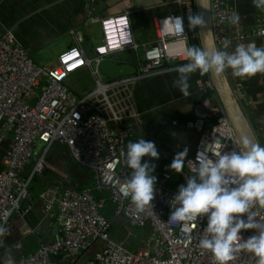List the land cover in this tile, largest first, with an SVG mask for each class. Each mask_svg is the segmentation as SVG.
<instances>
[{"label": "built area", "instance_id": "1", "mask_svg": "<svg viewBox=\"0 0 264 264\" xmlns=\"http://www.w3.org/2000/svg\"><path fill=\"white\" fill-rule=\"evenodd\" d=\"M172 3L178 11L154 17L155 41L140 46L133 38L129 11L100 16L93 13L94 0H86L89 23L98 24L100 29L99 42L91 49L92 57L86 56L81 47L83 36L79 34L75 43L58 55L54 67L34 63L13 31L0 29V125L12 132L0 171V226L8 232L12 216L20 214L22 203L31 200L29 184L36 175L43 173L47 148L54 143L67 147L74 164L94 172L93 191L106 192L113 206L109 219L101 213L106 202L104 197L96 198L89 191L73 188L45 189L39 194L43 212L59 223L61 235L49 244H40L17 264H53L51 256L63 253L73 261L97 242L101 247L84 264H216L212 254L199 247V240L205 234L206 218L195 225L171 219L174 207L171 201L177 190L165 186L169 174H163L159 184L154 186L153 208L145 212H137L124 192V181L131 169L124 165L121 152L126 151L133 138L132 129L124 122L139 121L134 87L152 76L165 62L187 63L185 51L198 39L197 29H188L187 20L188 15L196 14L195 1L175 0ZM209 9L216 49L231 53L237 45L251 42L264 47V12L256 9L253 23L245 28L241 20L236 25L229 22L233 14L238 13L236 0H209ZM175 17L183 18L185 32L182 35L175 31L171 20ZM225 42H228L226 49ZM138 49H141L143 62L137 57L133 75L110 80L99 72V64L105 59L127 50L137 53ZM81 68L89 69L95 90L79 98L67 88L65 81ZM224 76L240 108L242 105L251 108L252 100L244 91L243 80L234 77L230 69ZM259 76L263 83L259 101L264 107V75ZM196 87L200 101L184 125L199 133L195 149L185 161L187 173L192 175L195 169L187 167V161L195 162L197 152L206 146L222 152L241 150L209 73L198 71ZM37 88H41L39 94ZM38 143L44 147L29 176L24 177L23 171ZM208 155L211 157V152ZM179 175L186 183L188 175L184 172ZM120 217L134 227L151 228L152 235L142 247L130 250L110 237L111 223ZM257 218L264 221V208L257 209ZM252 234V230L241 232L242 239ZM3 238L0 237V241ZM256 259L251 253L240 251L230 264H256Z\"/></svg>", "mask_w": 264, "mask_h": 264}, {"label": "crops", "instance_id": "2", "mask_svg": "<svg viewBox=\"0 0 264 264\" xmlns=\"http://www.w3.org/2000/svg\"><path fill=\"white\" fill-rule=\"evenodd\" d=\"M106 1L114 4L120 0ZM168 1L170 0H167V2L161 0V3L155 6L129 13V19L132 15L147 13L146 23L150 26L151 32L149 31L145 36H141V42L136 39L132 28L133 38L138 45H150L155 41L152 19L156 16L152 15V11L162 9L164 6H173V1ZM139 2L143 5L147 0ZM236 7L243 27L248 28L256 16V8L253 6L252 0H236ZM174 11H178V9ZM0 29L13 31L17 41L24 47L32 61L40 66H42L40 63H43V61H39L38 52L49 44L59 41L62 37L67 40L66 49L75 43L76 35L81 34L83 36L81 47L87 43L90 48V55L84 50L88 58L92 57V46L96 45L100 39L98 24L89 23L86 13V0H0ZM180 65L165 62L152 76L136 84L133 97L136 110L139 113V121L129 119L124 122L133 131L132 142L143 138L154 142L156 145L160 157L158 160H150L147 156L142 158V162L149 161L156 165L153 172V175L157 178L155 185L159 184L160 177L163 174H169L170 178L165 186L171 183L173 188H178L184 182L179 174L173 171L169 173L168 163L172 162L174 156L185 147L188 148L186 159L189 158L199 139V133L184 127L185 122L192 117L194 106L200 101L201 96L196 87L198 71L191 75L189 80L191 95L185 97L178 88L173 87V81L177 78L178 73L172 69ZM69 78L71 80L88 81L82 86L85 90L79 89L80 91H76L72 89L66 82ZM67 79L65 85L79 98L95 90V81L88 68L79 69L68 76ZM90 79L93 81V85L90 84V87L86 88V85L91 82ZM243 85L245 93L252 100L251 108L253 111L251 115H253L257 135H264V107L259 101V96L263 91V83L259 74L251 79H243ZM84 93L86 94L82 96ZM11 141L12 132L7 130L3 124L0 125V171L3 168L5 153ZM43 147L42 144L38 143L33 148L32 158L23 171L24 177L29 176L32 166ZM44 164V171L39 176L41 180L34 177L29 184V191L32 195L31 200L28 203H22L20 214L12 216L8 234L0 241V264H4L5 254L14 261V264H17L19 259L32 254L43 243L42 239L37 237V228H40V233L46 232L52 236L53 231L45 222L48 216L44 214L42 202L39 199V194L45 189L57 187L59 191H63L73 188L78 191H89L96 198L103 197V193L93 191L95 184L94 172L91 171V175L80 171L78 173L79 166L71 160L67 147L55 143L50 145L45 154ZM90 183L92 184L90 185ZM173 190L178 191V189ZM106 203L107 201L101 208V213L111 219L113 206ZM51 219L53 220L54 217ZM41 224H44V226H41ZM131 227L134 228L127 220L120 217L112 221L109 234L113 240L123 243L130 250H136L143 246L148 236L134 237L130 231ZM120 234L122 237H119ZM136 239L141 241L139 245L132 248L130 242ZM97 243L100 248L101 243ZM92 255L93 251L90 249L73 258L72 263L69 264H78L81 259H84V264ZM64 260L65 258L62 257L59 262L61 263Z\"/></svg>", "mask_w": 264, "mask_h": 264}, {"label": "clouds", "instance_id": "3", "mask_svg": "<svg viewBox=\"0 0 264 264\" xmlns=\"http://www.w3.org/2000/svg\"><path fill=\"white\" fill-rule=\"evenodd\" d=\"M252 3L264 12V0H252ZM204 11L206 9L188 15V29L195 31L207 27ZM171 20L176 33L184 34L183 18ZM239 20V14L235 13L229 22L236 25ZM223 47L226 49L228 42ZM185 59L187 63L172 69L178 73L173 87L185 97L191 95L189 80L197 71L220 76L230 69L234 77L242 80L257 74L264 75V47H257L255 42L239 44L231 53L215 47L191 46L185 51ZM187 154L188 148L185 147L174 156L169 168L181 174ZM121 155L124 165L131 169L130 176L124 181L125 195L130 197L137 212L153 208L156 165L142 162V158H160L155 143L143 138L130 141ZM187 167L195 169V172L178 187L171 201L174 204L171 219L195 225L206 218L205 234L199 240V247L210 252L216 264H230L240 251L256 257V264H264V221L257 218V209L264 208V146L244 139L241 150L222 152L208 145L197 152L195 162L187 161ZM247 230H252L253 234L242 239L241 232ZM6 234L7 229L0 226V237ZM5 257L4 264H14L7 254Z\"/></svg>", "mask_w": 264, "mask_h": 264}, {"label": "water", "instance_id": "4", "mask_svg": "<svg viewBox=\"0 0 264 264\" xmlns=\"http://www.w3.org/2000/svg\"><path fill=\"white\" fill-rule=\"evenodd\" d=\"M139 1L141 0H120L117 3H108L106 0H94L95 10L94 14L100 16H108L121 13L126 10L129 12L148 8L155 6L158 3H161V0H147L143 5ZM195 1V10L196 14L204 11V18L207 22V27L204 29L197 28L198 41L201 48H212L215 47L212 32H211V19H210V9H209V0H194ZM192 46H195L193 43ZM216 48V47H215ZM99 72L106 78L110 80H115L118 78L128 77L135 73V67L132 63L129 62H120L111 59H105L99 64ZM209 77L213 83L216 95L220 104L222 105L225 114L231 124L233 132L242 148V141L247 139L253 143H258L256 135L253 132L249 122L247 121L243 111L238 105L237 101L233 97L229 85L226 81L224 73L220 76H217L209 72ZM45 222L51 227L53 231L52 236L49 233H40V228H37V237L42 239L41 241L44 244L51 243L55 237H59L61 234L59 232L60 225L54 219L52 220L48 217ZM44 226V224H41ZM62 257H65V254H56L51 256L53 264H69L72 263L71 257H65L63 262H59Z\"/></svg>", "mask_w": 264, "mask_h": 264}, {"label": "rangeland", "instance_id": "5", "mask_svg": "<svg viewBox=\"0 0 264 264\" xmlns=\"http://www.w3.org/2000/svg\"><path fill=\"white\" fill-rule=\"evenodd\" d=\"M165 1L167 2V0H165ZM171 1H174V0H170L168 2H171ZM175 9L177 10V6L174 5V4H173V6H170V7L169 6H164V8H162V9L160 8L159 10H153L152 11V15L158 16V15H164V14H168V13H174V12H177V11H174ZM146 14L147 13H139L137 15H132L130 17V22H131V25L133 26L132 28L134 29V35H135L136 39L139 42H141L140 41L141 36H143V35L145 36V34L149 33V31L151 32L150 26H148L147 23H146L147 22V15ZM66 42H67L66 38L62 37L59 41H55L54 43L49 44L48 46L44 47L40 52H38L37 57L39 58V61H43V63H40V64L42 66L53 67L56 64V62H57L58 54L63 49H65ZM82 47L86 51V53L88 55H90V48L87 45V43L83 44ZM137 57L143 62L141 49H138L137 53L132 51V50H127V51H124V52L116 53V54H114L112 56L111 60L120 61V62H129V63H132V64H136ZM102 79H103V77H102ZM90 81L91 82L86 85V88L90 87V84L93 85V81L91 79H90ZM66 82H67L68 85H70V87L72 89H74L76 91H80V90H85L82 86H83V84H86V82H88V81H86V80L82 81V80H79V79L71 80V78H69V79H67ZM36 92L39 94L41 92V88H37ZM85 94L86 93H84L82 96H84ZM241 108H242V111H243L247 121L249 122L253 132L256 135L257 142L261 146H264V135L263 134L257 135V130L255 129V124L253 123V118H252L253 115H251V113H252L251 109L250 108H246L243 105L241 106ZM170 164H171V162L168 163V165H170ZM77 170H78V173L80 171V172H83V173H85L87 175H91L92 174V172L90 170H87V169H84V168H81V167H79ZM183 172L186 173L188 175V177H190L192 175L190 173H187L186 168H184ZM169 173H172V170L170 168H169ZM39 176L40 175H36L35 179H38ZM39 180H41V179L39 178ZM91 184L92 183H90V185ZM166 187H168L170 189H178V188H173L171 186V183L166 184ZM103 197L107 201L106 204H111L110 201L107 200L108 196H107L106 192H103ZM130 231L132 232V235L134 237L145 236V235L150 237L152 235V230H151V228L149 226H145V227H142V228H137V227L132 228L131 227ZM119 237H122L121 234L119 235ZM140 241H141L140 239H136L135 241H132L133 243L130 242L132 244V248H134L137 245H139ZM91 249H92L93 254H94L96 251L99 250V244L96 243ZM83 262H84V259H81L78 264H83Z\"/></svg>", "mask_w": 264, "mask_h": 264}, {"label": "trees", "instance_id": "6", "mask_svg": "<svg viewBox=\"0 0 264 264\" xmlns=\"http://www.w3.org/2000/svg\"><path fill=\"white\" fill-rule=\"evenodd\" d=\"M194 44H195V46L200 47V45H199V41H198L197 38L194 40Z\"/></svg>", "mask_w": 264, "mask_h": 264}]
</instances>
